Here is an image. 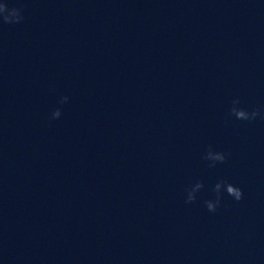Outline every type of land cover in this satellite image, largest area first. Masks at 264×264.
<instances>
[{
    "label": "water",
    "instance_id": "water-1",
    "mask_svg": "<svg viewBox=\"0 0 264 264\" xmlns=\"http://www.w3.org/2000/svg\"><path fill=\"white\" fill-rule=\"evenodd\" d=\"M7 2L0 264H264V0Z\"/></svg>",
    "mask_w": 264,
    "mask_h": 264
},
{
    "label": "clouds",
    "instance_id": "clouds-1",
    "mask_svg": "<svg viewBox=\"0 0 264 264\" xmlns=\"http://www.w3.org/2000/svg\"><path fill=\"white\" fill-rule=\"evenodd\" d=\"M24 6H9L6 2H0V25L19 24L24 20ZM67 96H61L59 99L60 104H64L68 101ZM240 104L239 98H235L231 102L229 108L230 115L234 116L238 120L252 121L258 116L261 120H264V108H254L251 111L238 107ZM61 116L60 108H56L52 111L50 119H56ZM209 162V167H214L216 163H223L227 159V155L222 151H214L211 146L205 151L202 157ZM204 188V184L201 180L197 179L194 184H191L185 189V203L191 204L196 201L197 193ZM211 191L214 193V198H210L204 201V205L209 212H215L221 204V200L224 194L231 197L235 201H240L243 198L242 189L233 185L224 179H219L213 185Z\"/></svg>",
    "mask_w": 264,
    "mask_h": 264
}]
</instances>
